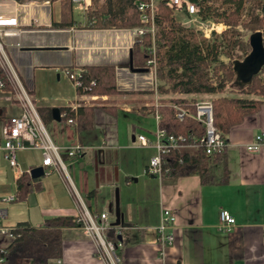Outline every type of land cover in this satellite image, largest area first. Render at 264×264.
<instances>
[{
  "label": "crops",
  "instance_id": "0c3cea01",
  "mask_svg": "<svg viewBox=\"0 0 264 264\" xmlns=\"http://www.w3.org/2000/svg\"><path fill=\"white\" fill-rule=\"evenodd\" d=\"M104 2L112 10L119 6V0H100L99 4ZM91 10V0L72 3L73 24L60 29L54 25L61 21V0H0L2 51L35 111L95 106L92 127L86 131H79L77 123L69 125L61 114L60 122L51 118L43 124L40 120L51 143L61 153L73 187L51 173L25 200L4 203L2 198L16 194V181L23 173L41 167L43 153L36 150L39 159L25 160L17 158L18 151L17 170L9 167L0 151V211L5 213L0 226L27 223L42 228L50 219L75 220L81 208L74 194L91 215L107 212L113 221L117 190L123 237L118 252L120 264L162 263L157 256L156 228L163 209L172 211L176 218L172 230L174 243L166 251V264H264V142L258 153L245 150L255 136L264 134V98L238 95L262 100L263 104L257 113L232 127L226 137L225 183L203 186L197 176L173 180L146 175L144 170L156 151L139 147L136 137L142 135L154 141L156 112L151 109L158 99L151 93L140 92V73L129 68L130 60L133 65L132 49L140 42L136 28H85ZM104 14L107 18L106 11ZM88 66L115 68L117 90L130 94L112 101L97 95H86L83 100L68 75ZM10 84L13 91L0 89V130L22 110L14 85ZM174 97L195 102L203 98ZM99 100L104 103L97 104ZM75 144L85 147L84 152L68 158L64 152ZM85 166L91 170L84 169ZM220 211H226L235 220L229 233L218 229ZM61 240L60 264H103L80 227L64 228Z\"/></svg>",
  "mask_w": 264,
  "mask_h": 264
},
{
  "label": "trees",
  "instance_id": "16d2710c",
  "mask_svg": "<svg viewBox=\"0 0 264 264\" xmlns=\"http://www.w3.org/2000/svg\"><path fill=\"white\" fill-rule=\"evenodd\" d=\"M28 1L30 0H18L19 3ZM165 1L157 2L153 35L145 33L138 45L132 49L133 68L144 70L149 49L154 45L159 86L157 105L151 110L160 115L158 125L160 129L167 135L181 136L185 141L184 147L172 149L163 156L162 178L167 176L174 180L197 176L203 186L223 184L227 181L225 150L211 156L205 154L203 147L195 142L205 135L204 126L189 118L178 120L175 117L176 111L171 107L176 105L194 111L195 101L173 96L218 95L211 101L213 126L226 142L232 127L259 111L263 104L262 100L238 97L245 95L264 98V66L248 84L237 85L236 68L245 59L240 61L241 56H246L250 49L249 38L245 39L237 27L241 25L250 35L263 30L261 35L264 46V0H221L220 6H216L214 0H189L198 6L199 15L203 20L213 18L216 22H223L229 26L219 37L213 36L211 41L205 39L198 41L196 34L188 32L176 20ZM99 2L100 0H91L93 10L87 13L85 28L141 27L139 14L132 6V0H119V6L114 9L115 11L105 5V2L102 5ZM247 2H251L256 11H248L247 19L242 20ZM72 24V2L61 0V21L54 26L65 29ZM222 58H228L229 63H224ZM209 67H212L215 85L210 81ZM0 81L4 90L13 91L6 73L1 68ZM79 81L81 86L76 89L79 96L114 97L130 94L117 91L113 67H83L80 69ZM227 84L231 85L229 89H226ZM226 93L231 94L225 96ZM51 110L36 109L43 124L51 120ZM92 111V107H77L75 110L69 107L60 109V114L64 120H75L77 129L82 132L92 127ZM39 180L31 179L27 172L23 173L16 181V201L25 200L32 190L38 189ZM113 222L114 220L105 233L106 238L114 244L120 242L123 245L120 233L122 223L119 227H114ZM75 226L79 227L71 218L47 220L42 228H34L27 223L14 225L16 237L3 255V264H57L62 257L61 231Z\"/></svg>",
  "mask_w": 264,
  "mask_h": 264
},
{
  "label": "built area",
  "instance_id": "2783aa9c",
  "mask_svg": "<svg viewBox=\"0 0 264 264\" xmlns=\"http://www.w3.org/2000/svg\"><path fill=\"white\" fill-rule=\"evenodd\" d=\"M72 3H83L84 0H71ZM166 6L173 10L175 13H183L188 21L182 23L186 28H192L196 32L202 33L203 37L209 41L211 37L218 36L222 31H218L221 24L215 23L212 20H203L199 15V8L189 0H166ZM132 6L139 14L141 27L136 28V35L141 41L145 33H154V21L157 11L156 0H132ZM86 10V8H82ZM223 30L225 27L223 26ZM5 35H8L7 33ZM0 68L4 70L7 75L8 81L14 85L18 90L15 94L16 99L21 104V113L10 117L2 126L0 130V151L4 153L5 160L12 169H16V154L18 151L27 148L40 150L43 153V161L41 167L43 168L44 176L51 173H56L67 185L72 186L70 178L65 170L62 162V156L59 149L55 147L48 138L43 124L41 123L38 115L33 107L31 100L27 93L23 90L16 75L6 60L2 45L0 43ZM145 73L138 74L141 79L139 85L140 92H148L158 98L159 81L157 79V62L156 52L154 45L149 49V57L146 61ZM80 70H77L68 75L75 89L81 86L79 81ZM2 83L0 81V89ZM85 100L86 95H83ZM176 111L175 117L178 120L185 118L192 119L205 128V135L199 140L195 141L203 147L206 155L211 156L218 152L224 151L227 142L218 134L213 126L212 117V103L208 100H198L193 105V110L189 108H180L176 105H171ZM77 107H74L75 110ZM156 122V130L154 132V141H149L145 136L139 135L136 137L137 145L141 148L152 147L156 151V155L149 161L145 169V174L162 178V158L170 150L182 148L185 146L184 138L181 136L167 135L164 130L159 128L160 115L156 112L154 114ZM66 122L69 125L76 126V121L68 119ZM264 142V134H259L254 137L251 144L245 147L248 153H258ZM85 147L80 144H75L65 150V155L68 158H75L82 155ZM99 149H103L99 147ZM31 170L27 171L29 175ZM76 204L81 208L79 215L75 219V223L83 230L84 234L92 241L95 254L102 260L103 264H120L118 252L122 249L120 242L114 244L105 236L106 231L110 229L111 220L107 212H102L99 215H91L81 203V200L74 194ZM4 203H11L16 201V195H11L1 199ZM4 212L0 211V221L4 217ZM175 214L168 210L163 209L160 212L159 224L156 228V247L157 256L164 262L166 251L173 246L174 236L172 230L175 226ZM235 227V220L226 212L220 211L219 213V226L218 229L223 232H231ZM16 237L15 227L3 228L0 226V264L4 263L3 255L6 249L14 242ZM60 264V261H57Z\"/></svg>",
  "mask_w": 264,
  "mask_h": 264
},
{
  "label": "water",
  "instance_id": "95a60500",
  "mask_svg": "<svg viewBox=\"0 0 264 264\" xmlns=\"http://www.w3.org/2000/svg\"><path fill=\"white\" fill-rule=\"evenodd\" d=\"M18 1V0H15ZM250 53L243 60V62L236 68V83L238 86L248 84L251 78L258 74L264 66V46L261 33H254L249 36ZM131 54V53H130ZM131 56V55H130ZM129 68L134 73H145L146 70L134 69L132 61L130 60ZM52 119L60 122V110L53 108L51 110ZM31 179H40L44 177L43 168L37 167L30 172ZM114 227H119L121 224L122 215L120 212L119 193L116 190L114 195ZM120 239V236L118 237Z\"/></svg>",
  "mask_w": 264,
  "mask_h": 264
},
{
  "label": "rangeland",
  "instance_id": "374dc122",
  "mask_svg": "<svg viewBox=\"0 0 264 264\" xmlns=\"http://www.w3.org/2000/svg\"><path fill=\"white\" fill-rule=\"evenodd\" d=\"M215 1V5L216 6H220L221 5V3H222V1L221 0H214ZM253 11L254 10V8L252 7V3L251 2H247L246 3V6H245V11H244V13H243V16H242V20H246L247 19V15H248V11ZM173 11V10H172ZM221 11V10H220ZM254 11H256V10H254ZM173 13H174V15H175V18H176V20L185 28V29H187V31L189 32V31H192L194 34H196V36H197V40L199 41L200 39H205L204 37H203V35H202V33H198V32H196V30H194V29H192V28H186V26H184L182 23H185V22H187L188 21V19H187V17L183 14V13H175L174 11H173ZM209 20H212L213 22H215V23H218V22H216L213 18H211V19H209ZM218 24H221V26H219L218 27V31H222L221 32V34L220 35H222V33L224 32V31H226L228 28H229V26H227V25H225L223 22L222 23H218ZM223 26L225 27V30H223L224 28H223ZM237 30L244 36V38L245 39H248L249 38V36H250V33H247L243 28H242V26L241 25H239L238 27H237ZM263 30H259V32L261 33ZM220 35H218V37L220 36ZM213 37H211V39H212ZM205 41H207L206 39H205ZM209 41H211V40H209ZM250 53V49L248 50V53H247V55L246 56H244V55H242L241 53H240V55H242L241 56V58H240V61H242L244 58H246L247 56H248V54ZM224 63H229V60H228V58H222L221 59ZM208 74H209V77H210V81H211V83H212V85H215L216 84V79L213 77V70H212V67H209L208 68ZM14 87V86H13ZM231 87V85H229V84H227L226 85V89H229ZM15 88V87H14ZM118 91V90H117ZM16 93H18V90L15 88V94ZM229 94H231V93H226L225 94V96H229ZM17 95V94H16ZM117 96H121V94L120 95H116V96H114V97H109V101H112V100H114ZM172 96V95H171ZM203 96V98H202V100H208V101H212L215 97H218V95H202ZM232 96V95H231ZM174 97V96H173ZM156 99H158V98H156ZM97 104H99V103H104L103 102V100H99L98 102H96ZM92 107V109L95 107V106H91ZM108 109V108H106V107H102V109ZM132 115H134V114H132ZM139 122L142 124V122H143V118L141 117L140 119H139ZM156 130V129H155ZM155 130H154V132H155ZM153 132V133H154ZM19 156H21L22 158H24L25 160H36V159H39L40 158V153L39 152H36V150L35 149H31V148H27V149H25L24 151H20V152H18V155H17V158L19 157ZM152 157H154V156H150V158H149V161H150V159L152 158ZM149 161H148V163H149ZM84 168V167H83ZM19 169V167H17V170ZM84 169H86V170H91V168H90V166H85V168ZM144 173H145V170H144ZM46 178V176H44V177H42L40 180H39V182L40 181H42L43 179H45ZM118 190H119V188H118ZM16 195V194H15ZM119 198H120V191H119Z\"/></svg>",
  "mask_w": 264,
  "mask_h": 264
}]
</instances>
